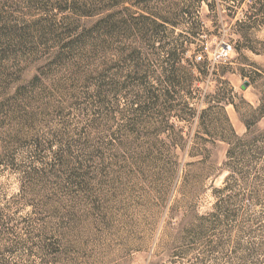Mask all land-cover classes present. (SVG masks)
<instances>
[{"label":"rangeland","instance_id":"374dc122","mask_svg":"<svg viewBox=\"0 0 264 264\" xmlns=\"http://www.w3.org/2000/svg\"><path fill=\"white\" fill-rule=\"evenodd\" d=\"M0 264H264V0H0Z\"/></svg>","mask_w":264,"mask_h":264},{"label":"trees","instance_id":"16d2710c","mask_svg":"<svg viewBox=\"0 0 264 264\" xmlns=\"http://www.w3.org/2000/svg\"><path fill=\"white\" fill-rule=\"evenodd\" d=\"M81 11V13L82 14H84L85 16H90V12H91V10H90V8H87V10H80ZM145 24H147L148 26H150V24L149 23H145ZM146 25V26H147ZM151 25H152V23H151ZM139 26V30H144L145 29V27L143 26V25H138ZM133 28V26H128L127 28H126V30L127 31H130L131 32V29ZM111 29V28H110ZM138 29V28H137ZM199 64H204V62H202L201 61V59H200V62H199Z\"/></svg>","mask_w":264,"mask_h":264},{"label":"water","instance_id":"95a60500","mask_svg":"<svg viewBox=\"0 0 264 264\" xmlns=\"http://www.w3.org/2000/svg\"><path fill=\"white\" fill-rule=\"evenodd\" d=\"M247 86V84L246 83H244V85H242L240 88H241V90H245V87Z\"/></svg>","mask_w":264,"mask_h":264}]
</instances>
